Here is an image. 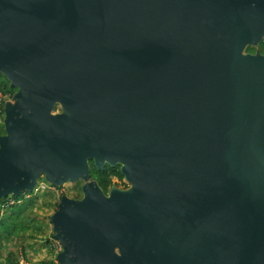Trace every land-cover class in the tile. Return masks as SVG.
I'll use <instances>...</instances> for the list:
<instances>
[{
	"label": "water",
	"instance_id": "95a60500",
	"mask_svg": "<svg viewBox=\"0 0 264 264\" xmlns=\"http://www.w3.org/2000/svg\"><path fill=\"white\" fill-rule=\"evenodd\" d=\"M261 41L264 0H0V200L87 182L61 264H264Z\"/></svg>",
	"mask_w": 264,
	"mask_h": 264
},
{
	"label": "rangeland",
	"instance_id": "374dc122",
	"mask_svg": "<svg viewBox=\"0 0 264 264\" xmlns=\"http://www.w3.org/2000/svg\"><path fill=\"white\" fill-rule=\"evenodd\" d=\"M247 53L263 54L264 46L259 44L255 47L251 46V49L247 51ZM5 79L4 76H0V83H4L8 86L9 81L6 79L7 82ZM14 101V99H11L7 103L13 104ZM59 113H61V108L59 104H55L51 110V114L55 115ZM4 118V116L0 117V123L4 124ZM1 135L2 132L0 131V136ZM42 183L47 186V189L42 192H31L29 196H26L28 207L23 211L22 215L24 216L22 218L23 223L29 226L28 231L1 240L2 248L0 249V264H7L10 256L11 259H15L20 248L23 249L27 255L29 264H43L44 261H46V258L51 257V255L47 253L46 244L53 232L51 219L58 209L61 197L64 195L70 200L81 202L83 199L82 187L87 182L78 179L74 182H63V185L58 187L48 183V181L45 180V177L40 175L36 180L35 186L39 187ZM111 187L127 192L131 189V184L125 178L122 179V181L113 179ZM23 192L24 191L21 193Z\"/></svg>",
	"mask_w": 264,
	"mask_h": 264
},
{
	"label": "trees",
	"instance_id": "16d2710c",
	"mask_svg": "<svg viewBox=\"0 0 264 264\" xmlns=\"http://www.w3.org/2000/svg\"><path fill=\"white\" fill-rule=\"evenodd\" d=\"M259 45L264 46V43H260ZM251 47H246L244 50V54L247 53ZM251 54V55H256ZM260 54V53H258ZM6 80V79H5ZM7 81V80H6ZM8 82V81H7ZM9 83V82H8ZM0 88H3L5 92L10 93L13 97L17 89H13L10 87V83L7 86L4 83H0ZM4 116V112L1 117ZM0 131L2 135H5L4 126L0 123ZM88 181L95 182L99 189L103 192V194L108 195L109 189L112 186L111 179L113 177H117L118 180L123 179V176L120 172V166L116 165L114 167L105 165L102 170H97L92 161L88 162ZM29 192H23L19 197H12L16 203L12 206H9L5 211H1L0 209V249L2 248L1 240L4 238L14 237L19 235L20 233L26 232L29 229V226L23 223V211L28 207V201H26V195H29ZM11 197V196H10ZM4 199L0 200V205L4 202ZM21 202V203H20ZM9 213H7V212ZM9 258V257H8ZM14 259H8L7 264H14Z\"/></svg>",
	"mask_w": 264,
	"mask_h": 264
},
{
	"label": "built area",
	"instance_id": "2783aa9c",
	"mask_svg": "<svg viewBox=\"0 0 264 264\" xmlns=\"http://www.w3.org/2000/svg\"><path fill=\"white\" fill-rule=\"evenodd\" d=\"M11 99H12L11 94L5 92L3 88H0V117L4 112L6 103ZM45 189H47V186L42 183L40 184L39 187L35 186L32 192H40V191L42 192ZM4 200L5 201L0 205L1 211H5L9 206H12L16 203V201L10 196L5 198ZM46 250L47 253L51 255V257L46 258V261H44L43 264H61L58 261L57 256L62 252V246L58 240H55L53 238V232L50 235L49 240L47 241ZM14 260H15L14 264H29L27 255L21 248L18 250Z\"/></svg>",
	"mask_w": 264,
	"mask_h": 264
},
{
	"label": "flooded vegetation",
	"instance_id": "af4514ba",
	"mask_svg": "<svg viewBox=\"0 0 264 264\" xmlns=\"http://www.w3.org/2000/svg\"><path fill=\"white\" fill-rule=\"evenodd\" d=\"M261 42L264 43L263 41H261ZM261 42H260V43H261ZM260 43H259V44H260ZM260 55H264V53H263V54L260 53ZM113 179L119 181L117 177H113V178L111 179V181H113ZM123 179H124V177H123Z\"/></svg>",
	"mask_w": 264,
	"mask_h": 264
}]
</instances>
